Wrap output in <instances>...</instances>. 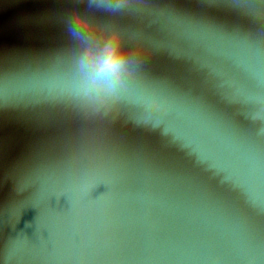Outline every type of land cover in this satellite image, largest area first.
Wrapping results in <instances>:
<instances>
[{
    "label": "water",
    "instance_id": "obj_1",
    "mask_svg": "<svg viewBox=\"0 0 264 264\" xmlns=\"http://www.w3.org/2000/svg\"><path fill=\"white\" fill-rule=\"evenodd\" d=\"M0 0V264H264V0ZM146 53L111 106L74 14Z\"/></svg>",
    "mask_w": 264,
    "mask_h": 264
},
{
    "label": "clouds",
    "instance_id": "obj_2",
    "mask_svg": "<svg viewBox=\"0 0 264 264\" xmlns=\"http://www.w3.org/2000/svg\"><path fill=\"white\" fill-rule=\"evenodd\" d=\"M90 2L95 3V0ZM107 7L117 10L124 7V3L117 0ZM69 31L86 43L81 59L85 94L99 106H111L136 63L146 53L145 44L127 40L122 27L101 24L87 10L76 11Z\"/></svg>",
    "mask_w": 264,
    "mask_h": 264
}]
</instances>
